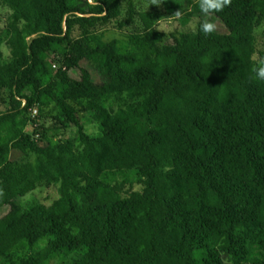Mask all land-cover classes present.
<instances>
[{"label":"trees","instance_id":"obj_1","mask_svg":"<svg viewBox=\"0 0 264 264\" xmlns=\"http://www.w3.org/2000/svg\"><path fill=\"white\" fill-rule=\"evenodd\" d=\"M184 2L186 24L201 13ZM2 8L0 264H264V81L252 72L264 0H232L212 16L225 32L208 36L198 24L166 34L142 13L132 52L101 30L122 0ZM100 110L89 134L83 116ZM136 119L145 127L131 131ZM52 186L50 205L21 202Z\"/></svg>","mask_w":264,"mask_h":264},{"label":"rangeland","instance_id":"obj_2","mask_svg":"<svg viewBox=\"0 0 264 264\" xmlns=\"http://www.w3.org/2000/svg\"><path fill=\"white\" fill-rule=\"evenodd\" d=\"M129 3L132 4L133 8V20L128 22L129 13ZM123 13L121 18L117 22H113L106 28H102L104 31L106 40H117L119 48L121 51L132 52L136 51L139 47L143 46V41L145 39L144 33H142L143 23L140 19V14L142 13H152L160 18V21L156 22V28L169 34L174 31H184V30H194L199 22L202 19V16L193 17L188 23L183 22V17L186 14V5L184 0H160L159 5H153L151 0H122ZM180 12L181 15L177 16L176 13ZM10 14V11L7 8H2L0 11V27L3 28L7 19V16ZM213 22L217 23L218 30L216 32L224 33L225 28L220 20L216 17H211ZM122 22L124 26L119 29L118 23ZM144 35V36H143ZM141 39H138V37ZM257 37V47L259 50H264V24L256 30ZM3 51L5 56H9V50L3 46ZM46 58V57H45ZM255 58H258L257 56ZM47 67L51 73H54L57 70L58 66L54 68L53 62L46 58ZM83 66L88 68L92 72L94 80H97L98 76L94 69V66L89 62H84ZM45 79H48L46 77ZM3 95V91L0 90V96ZM7 108L2 101L0 100V111H4ZM109 115L108 110H100L97 114L93 116L84 115L83 122L84 126L89 134H96L99 132V122L103 119H106ZM145 127V121L142 119L133 120L130 123V130L137 131ZM28 131L30 129L28 128ZM77 133L75 127H69L63 132V135L66 138H74ZM48 137L52 139L53 142H56L58 139V134L54 132L47 133ZM59 186L52 187H41L35 190L34 192L28 194L24 197L21 202L24 205L31 203H42L45 205H50L55 199L59 197ZM143 186L139 181L134 180V191H142ZM46 244L45 241L38 244L36 249L42 248ZM27 244L23 243L19 249L18 253H21L24 250H27ZM68 262L54 261L52 264H67Z\"/></svg>","mask_w":264,"mask_h":264},{"label":"clouds","instance_id":"obj_3","mask_svg":"<svg viewBox=\"0 0 264 264\" xmlns=\"http://www.w3.org/2000/svg\"><path fill=\"white\" fill-rule=\"evenodd\" d=\"M153 5H159L160 0H151ZM198 8L201 13L202 19L198 22L199 31L205 36L211 35L218 30L217 23L213 22L211 17L215 13L222 12L226 7L231 6L232 0H197ZM177 16L181 13L178 11ZM252 72L255 74V78L264 81V58H260L256 61ZM4 196V191L0 188V198Z\"/></svg>","mask_w":264,"mask_h":264},{"label":"built area","instance_id":"obj_4","mask_svg":"<svg viewBox=\"0 0 264 264\" xmlns=\"http://www.w3.org/2000/svg\"><path fill=\"white\" fill-rule=\"evenodd\" d=\"M53 66H54V68H56V67H57V66H56V64H54Z\"/></svg>","mask_w":264,"mask_h":264}]
</instances>
